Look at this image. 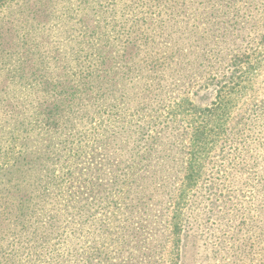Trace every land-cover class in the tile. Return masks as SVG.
Listing matches in <instances>:
<instances>
[{
    "label": "rangeland",
    "instance_id": "374dc122",
    "mask_svg": "<svg viewBox=\"0 0 264 264\" xmlns=\"http://www.w3.org/2000/svg\"><path fill=\"white\" fill-rule=\"evenodd\" d=\"M0 264H264V0H0Z\"/></svg>",
    "mask_w": 264,
    "mask_h": 264
},
{
    "label": "trees",
    "instance_id": "16d2710c",
    "mask_svg": "<svg viewBox=\"0 0 264 264\" xmlns=\"http://www.w3.org/2000/svg\"><path fill=\"white\" fill-rule=\"evenodd\" d=\"M147 8H150L151 7V5H149V4H144Z\"/></svg>",
    "mask_w": 264,
    "mask_h": 264
}]
</instances>
